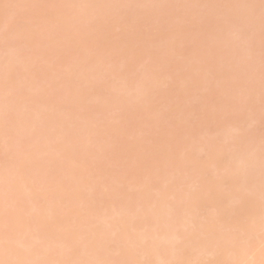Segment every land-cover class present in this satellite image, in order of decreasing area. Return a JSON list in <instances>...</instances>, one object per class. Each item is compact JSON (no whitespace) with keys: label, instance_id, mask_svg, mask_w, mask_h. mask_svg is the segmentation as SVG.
<instances>
[{"label":"bare ground","instance_id":"1","mask_svg":"<svg viewBox=\"0 0 264 264\" xmlns=\"http://www.w3.org/2000/svg\"><path fill=\"white\" fill-rule=\"evenodd\" d=\"M2 1L0 264H264V0Z\"/></svg>","mask_w":264,"mask_h":264},{"label":"rangeland","instance_id":"2","mask_svg":"<svg viewBox=\"0 0 264 264\" xmlns=\"http://www.w3.org/2000/svg\"><path fill=\"white\" fill-rule=\"evenodd\" d=\"M3 1H4V0H3ZM3 1H2V2H3ZM126 1H128V0H125V1H123V2L127 3ZM131 1H133V0H131ZM134 1H136V0H134ZM134 1H133V2H134ZM153 1L157 2L158 0H157V1H156V0H153ZM161 1H164V0H161ZM166 1H169V0H166ZM166 1H164V3H165ZM177 1H179V0H177ZM218 1H220V3H218ZM218 1H217V4H220V5H221V2H223V1H221V0H218ZM123 2H122L121 4H123ZM147 2H148V1H147ZM158 2H159V1H158ZM169 2H170V1H169ZM180 2H181V1H180ZM186 2H187V0H185L184 3H186ZM246 2H247V1H246ZM246 2H244L245 5L247 4ZM0 3H1V0H0ZM125 3H124V4H125ZM151 3H153V2H152V1H151V2H148V4H150V6H151V5H154V4H151ZM159 3H161V2H159ZM164 3L162 2V4H164ZM175 3L178 4V2H175ZM182 3H183V2H182ZM214 3L216 4V2H214ZM214 3H212V4H214ZM48 4H49V2H48ZM124 4H123V7H124ZM129 4L133 5L132 2H131V3H128V4H126V5L130 6ZM137 4H138V3H136V5H137ZM169 4H170V3H169ZM208 4H209V3H208ZM208 4L206 5L207 7H208ZM0 5H1V4H0ZM46 5H47V4H44V6H46ZM136 5H135V6H136ZM160 5H161V4H160ZM160 5H159V6H160ZM165 5H166V4H165ZM182 5H185V4H182ZM186 5H187V4H186ZM209 5H210V4H209ZM245 5H243V6H244V7L248 6V5H246V6H245ZM51 6H52V5H50V7H51ZM128 6H127V7H128ZM138 6H141V4H139ZM154 6L156 7V4H155ZM157 6H158V5H157ZM159 6H158V7H159ZM162 6H163V5H162ZM168 6H169V5H168ZM47 7H48V11H49L51 8H50L49 6H46V8H47ZM127 7L125 6L126 10L129 9V8H131L132 12H134V11H136L135 8H136L137 6L134 7V8H133V7H128V8H127ZM207 7H206V8H207ZM49 8H50V9H49ZM125 8H123L122 11H124ZM141 8H142V7H141ZM141 8H140V9H141ZM160 8H161V7H160ZM160 8H159V9H160ZM162 8H163V7H162ZM162 8H161V9H162ZM165 8L167 9V6L164 7V10H165ZM247 8H248V7H247ZM138 9H139V7H137V10H138ZM154 9H155V8H154ZM154 9H153V7H152V10H154ZM126 10H125V11H126ZM131 10H130V11H131ZM142 10H145V9L142 8L141 10H139L141 14L143 13ZM146 10H149V9H146ZM150 10H151V8H150ZM156 10H158L157 7H156ZM167 10H168V9H167ZM185 10L188 11V9H185ZM185 10H184V12H185ZM122 11L120 10V12H122ZM128 11H129V10H127V12H128ZM160 11L162 12V10H160ZM177 11H178V10H177ZM179 11H180V10H179ZM182 11H183V10H182ZM127 12H126V13H127ZM144 12H145V11H144ZM154 12H155V11H154ZM184 12H183V13H184ZM129 13H130V12H129ZM151 13H152V12H151ZM157 13H159V11H158ZM162 13H163V12H162ZM164 13H165V12H164ZM164 13H163V14H164ZM180 13H181V11H180ZM185 13H187V12H185ZM185 13H184V14H185ZM131 14H132V17L134 18V16H135L137 13L134 12V14H133V13H131ZM145 14H146V13H145ZM153 14H155V13H153ZM122 15H125V14L122 12ZM126 15H127V14H126ZM129 15H130V14H129ZM129 15H127V18H126V19H128V16H129ZM133 15H134V16H133ZM160 15H161V14H160ZM140 16H142V15H140ZM158 16H159V15H158ZM130 17H131V16H130ZM137 17H138V16H137ZM137 17H135V20H136V23H137V24H135V21H131V20H130V19H132V18L128 19V20H130V21H128V20H127V21H128V22H131V23L134 22L135 25H138L139 22H137V20H138V19H136ZM156 17H157V16H156ZM138 18H139V17H138ZM141 18L143 19V16L140 17V19H141ZM147 18H148V17H146V18L144 19V20H145L144 23H146V24H147V21H149V19H147ZM158 18H160V17H158ZM142 19H141V20H142ZM146 19H147V20H146ZM153 19H157V18H153ZM157 20H158V19H157ZM44 21H45V20H44ZM138 21H139V20H138ZM151 21H152V19H151ZM141 22H143V21H140V23H141ZM155 22H156V26H154V27H156V28H158V29H156V28H153V29H152V28H151L150 26H148V25H147V27H146V24H145V26H142V27L140 26L141 24H139V25L136 26V27H137V28H139V27H141V28L145 27V29H143V31H145L146 33H144V34L147 35V36H151V37H152V35L155 33L154 31H157V33L159 34L158 30H159V26L161 25V24H158V25H157V21H154L153 23L155 24ZM160 22H161V21H160ZM160 22H159V23H160ZM46 23H47V21H46ZM49 23H50V22H49ZM94 23H95V22H94ZM144 23H142V24H144ZM149 23H150V21L148 22V24H149ZM153 23H150V24L152 25ZM125 24H126V21H125ZM127 24H128V23H127ZM132 24H133V23H132ZM150 24H149V25H150ZM154 24H153V25H154ZM82 25H84V24H82ZM88 25H89V24H88ZM153 25H152V27H153ZM43 26H44V25H43ZM46 26H47V25H46ZM80 26H81V25H79V27H80ZM84 26H85V25H84ZM130 26H131V24H130ZM133 26H134V25H133ZM149 27L152 29V30H151L152 35L147 34V32L150 33V31H147V30L149 29ZM80 28H81V29H82V28L84 29V27H80ZM134 28H135V26H134ZM147 28H148V29H147ZM85 29H87V28H85ZM119 29H120V28H119ZM121 29H122V28H121ZM121 29L119 30V31H120L119 33H121ZM154 29H155V30H154ZM87 30H88V29H87ZM141 30H142V29H141ZM149 30H150V29H149ZM4 31H7V30H4ZM4 31H3V33H4ZM116 31H118V30H116ZM122 31H123V30H122ZM166 31H168V29H166ZM97 33H98V32H97ZM113 33L116 35V36H114L115 38L113 37V39H116L117 36L119 37V36H121V34H123V33L119 34L118 32H117V34H116L115 31H114ZM103 34H104V36L106 37V34H105V33H103ZM155 34H156V33H155ZM158 34H157V35H158ZM157 35H155V36L157 37ZM147 36H145L146 39H147L146 41H148V39H150V37L147 38ZM155 36H153V38H155ZM107 37H108V36H107ZM145 37H144V38L142 37V38L145 40ZM118 40H119V38H118ZM185 40H186V42H187V39H184V41H185ZM110 41H111L112 43L115 42V41H113V40H110ZM184 41H183V42H184ZM103 42H107V41H106V40H103ZM103 42H101V44H102ZM183 42H181V43H183ZM112 43H111L110 45H111V46H114V45H112ZM114 44H115V43H114ZM183 44H184V43H183ZM106 45H107V43H106ZM106 45H105V43H104V45H102V46L100 45V46L103 47V46H106ZM108 45H109V44H108ZM116 45H117V42H116ZM180 45H181V44H180ZM188 45H190V42H189L187 45L184 44L183 47H184V46H185V47H189ZM181 46H182V45H181ZM42 47H43V46H42ZM109 47H110V46H108V48H109ZM68 48H69V47H68ZM105 48H106V47H105ZM40 49H41V46H40ZM43 49H44V48H43ZM45 49H47V47H45ZM38 50H39V48H38ZM38 50H36L37 53H38ZM64 50H66V49H64ZM44 51H45V50H43V53H42V51L40 50L39 53L41 52L43 55H45L46 52H47L48 50H46V52H44ZM60 51H61V50H60ZM72 51H73V50H72ZM103 51H106V49H103ZM53 52H54V51H51V54H54ZM62 52H63V51H62ZM107 52H108V50L106 51V53H107ZM47 53H48V52H47ZM51 54H48L47 56H45V57L47 58V61H48V59H49V55H51ZM55 55H56V54H55ZM62 55H63V53H62ZM68 55H69V53H68ZM52 56H53V55H52ZM52 58H54V57H52ZM54 59H56V58H54ZM60 60H61V59H59L58 61H53V60H49V61H51L52 64H53V62H55V63L57 62L56 64H54V65H57L58 62H59ZM52 61H53V62H52ZM240 61H242V60H240ZM60 62H62V61H60ZM60 62H59V63H60ZM242 62H243V61H242ZM241 64H242V63H241ZM243 64H245V62H243ZM37 66H38V65H37ZM39 66H40V63H39ZM41 67H43V65H41ZM41 67H39V68H41ZM41 69H42V68H41ZM165 69H166V68H165ZM170 69H171V68H170ZM38 70H39V69H38ZM38 70H37V71H38ZM39 72H41V71L39 70L38 73H39ZM35 74H36V76L38 75V74L36 73V71H35ZM39 76H42V74L39 73L38 77H39ZM39 79H40V78H39ZM49 87H50V86H49ZM52 89L55 91V88H51V91H52ZM49 90H50V88H49ZM49 92H50V91H49ZM55 92H56V91H55ZM50 93H51V92H50ZM53 93H54V92H53ZM261 105H263V104L261 103ZM167 111H168V110H167ZM167 111L164 110V112H167ZM166 115H167V114H166ZM250 122H251V121H250ZM250 122H248V123L250 124ZM253 123H254V121L251 122V126H252V127L254 126V125H252ZM255 123H256V125H257L259 122L257 123V121H255ZM256 125H255V126H256ZM259 127H261V125L259 126V124H258V126L255 127V128H256V129H259ZM261 128H263V127H261ZM261 128H260V130H261ZM253 129H254V128H253ZM260 133H262V132L260 131ZM38 179H40V177H39Z\"/></svg>","mask_w":264,"mask_h":264}]
</instances>
